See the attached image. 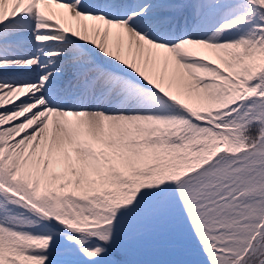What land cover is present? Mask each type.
I'll use <instances>...</instances> for the list:
<instances>
[{"label":"snow or ice","instance_id":"6c2138e0","mask_svg":"<svg viewBox=\"0 0 264 264\" xmlns=\"http://www.w3.org/2000/svg\"><path fill=\"white\" fill-rule=\"evenodd\" d=\"M0 264H264V0H0Z\"/></svg>","mask_w":264,"mask_h":264},{"label":"rangeland","instance_id":"374dc122","mask_svg":"<svg viewBox=\"0 0 264 264\" xmlns=\"http://www.w3.org/2000/svg\"><path fill=\"white\" fill-rule=\"evenodd\" d=\"M183 241L178 236H171L154 242L152 246V255L154 258L170 259L183 246Z\"/></svg>","mask_w":264,"mask_h":264}]
</instances>
